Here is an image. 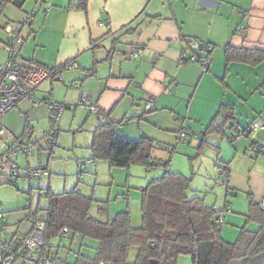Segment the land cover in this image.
<instances>
[{"label":"crops","instance_id":"obj_1","mask_svg":"<svg viewBox=\"0 0 264 264\" xmlns=\"http://www.w3.org/2000/svg\"><path fill=\"white\" fill-rule=\"evenodd\" d=\"M86 5L84 11L78 8L77 0H0V32L5 33L6 25L18 27L24 39L17 49L15 64L63 69L33 93L40 101L39 107H34L31 99H23L2 118V126L16 132L22 127L23 131L15 138L22 135L26 125L31 130L33 124L50 123L47 101L72 102L83 93L99 109L98 114L91 113L95 117L94 130L109 118L119 127V139L138 141L147 137L155 145H169L173 150L200 141L197 136L200 133L186 127L181 115H194L190 119L198 122L206 119V124L200 123L207 127L221 106H233L237 120H242L239 117L246 113L259 112L247 99L255 88L246 68L256 71L264 62L258 66L236 62L227 67L225 48L264 51V0H87ZM29 14L33 20L25 25ZM5 39L0 35L1 65L9 59L3 48ZM192 41L213 48L207 71L200 62L179 66L182 58L190 56ZM131 50H138L141 56L132 58ZM237 66H244L239 81L233 74L239 70ZM65 70L73 72L64 74ZM63 77L74 82V86L68 87L65 82L61 85ZM168 85L170 93L164 90ZM263 85L259 89L262 98ZM209 89L211 93L206 92ZM150 97L153 108L146 112ZM65 118L70 128L76 119H81L78 113ZM24 120L27 124H23ZM89 121L87 118L85 123ZM128 130L132 131L127 133ZM255 132L237 141L242 146L248 144L250 149L251 138L257 141ZM26 139L21 142L34 143L31 136ZM224 140L215 134L205 139L213 149L222 146ZM19 156L11 158L19 162ZM29 167L28 162L26 168ZM12 230L7 233L5 227L0 231L5 235L4 239L0 236V241L28 234L32 223L24 233ZM73 243L77 250L80 240ZM20 259L26 260L22 256Z\"/></svg>","mask_w":264,"mask_h":264},{"label":"trees","instance_id":"obj_2","mask_svg":"<svg viewBox=\"0 0 264 264\" xmlns=\"http://www.w3.org/2000/svg\"><path fill=\"white\" fill-rule=\"evenodd\" d=\"M77 2L79 9H87V0ZM211 54L212 51L208 56ZM225 61L227 67L236 62L258 66L264 62V51L250 52L227 46ZM62 70H51L52 75ZM220 82L226 88L224 79ZM116 127L117 124L107 118L93 131V141L89 147L92 160H105L112 168H129L132 165L145 166L149 170L165 168L162 176L154 178L143 188L141 226L132 225L128 211L112 216L108 202L84 196L77 190L60 194L48 191L45 196L48 206L42 210L47 222L41 258L51 253V264H178L181 256H190L192 264H264V212L258 203H251L250 218L255 219L260 228L252 233L243 231L235 243L225 241L221 234L224 225L217 223L228 206L216 210L214 206L207 205L204 197L190 189L191 179L180 173L168 172L170 160L156 161L152 139H119ZM248 128L243 130L237 127L233 106H221L204 132L197 135L200 139L198 152L214 148L205 141L210 135L229 140V136L239 130L248 133ZM227 129L230 135H227ZM28 131L26 125L15 142L25 144L21 141L27 138ZM31 144L37 145V142ZM169 150L171 153L174 151L172 148ZM221 170L220 175L226 172L228 187V169L225 166ZM9 178L10 181L14 180L12 176ZM220 179L223 182L222 176ZM96 202L98 217L91 214ZM37 215L33 213V219ZM63 228L70 231L69 239L59 237ZM76 239L80 240L77 250L73 243ZM134 248L138 252L134 262L130 263V253ZM20 257L17 256L16 260Z\"/></svg>","mask_w":264,"mask_h":264},{"label":"rangeland","instance_id":"obj_3","mask_svg":"<svg viewBox=\"0 0 264 264\" xmlns=\"http://www.w3.org/2000/svg\"><path fill=\"white\" fill-rule=\"evenodd\" d=\"M4 34L0 32L2 40L5 39ZM237 67L239 70L233 74L239 81L240 74L243 76L244 71V68L241 67L244 66ZM246 69L251 76V86L255 88L254 94L247 95V99L258 108L259 112L256 115L251 112L246 113L239 117L242 120L236 119L240 123V129L251 124L256 118L264 121V98H262L259 90L260 86L264 84V65L256 71L248 67ZM71 72L73 71L65 70L64 74ZM64 82L68 87L75 84L63 77L60 82L61 85H64ZM77 84L81 86L80 83ZM206 92L211 93V89ZM79 99L72 102L56 100L57 103L63 104L67 108L59 123L57 146L53 152L46 149V140L53 128L51 118L47 125L43 123L33 124V128L29 130L27 137L31 136L37 145L31 144L34 153L29 157L20 155L17 163L21 169L26 168L28 162L30 168H47L50 173L49 177L42 180L21 177L17 184H14V180L10 181L8 172L0 167V214L5 218L7 233H10L8 229H13L12 232H16V230L21 233L26 232L31 223L29 217L33 216L35 212L38 214L37 218L45 217L42 210L48 206L45 197L48 191L60 194L77 190L84 196L94 198L97 201L108 202L112 216L128 211L131 215L132 225L134 227L141 226L143 188L154 178L162 176L165 168L157 167L149 170L140 165H132L129 168H112L105 160H92V152L89 147L93 141L94 129L92 126L95 117L87 110L71 109V107L78 105ZM71 113L72 116L73 113H78L81 117V119H76L72 128H70V124L66 125L65 121V117L68 114L71 117ZM181 116H184L182 120L186 127H190L192 131L200 134L204 132L206 127L202 126L200 122L206 124V119L198 122L197 119H190L194 115L190 114V117ZM87 118L90 121L85 123ZM23 124H27V121L24 120ZM3 128L6 135L0 137V146L8 144V134L19 136L23 131L22 127L17 132L4 125ZM130 131L132 130H128L127 133ZM227 131V135H230V130L227 129ZM119 134V127H116L117 138L120 136ZM254 138L264 146V132H255ZM239 141L236 140L231 143L225 139L218 149L205 148L201 152H198L200 141H194L187 148L176 147L172 153L169 150V145L159 143L161 146L155 145L153 152L156 161L166 162L170 160L168 172L180 173L191 179L190 189L195 191V194L204 197L207 205L214 206L216 210L229 207L230 213L227 214V221L222 227L221 234L223 239L230 243H235L243 231L252 233L260 228L259 223L250 218L251 203H258L264 189V154H260L257 150L251 151L248 144L242 146ZM40 149L41 154L39 155ZM86 162L89 163L84 166L83 164ZM225 166L229 175L228 187L223 185L220 179L221 168ZM97 211L98 203L96 202L91 214L98 217ZM11 218L15 221L9 222ZM0 236L5 238L2 233ZM137 252V248L132 249L130 263L134 262ZM35 257L39 261L40 253H36ZM37 262L20 259L16 264H42ZM178 264H192L190 256H181Z\"/></svg>","mask_w":264,"mask_h":264},{"label":"built area","instance_id":"obj_4","mask_svg":"<svg viewBox=\"0 0 264 264\" xmlns=\"http://www.w3.org/2000/svg\"><path fill=\"white\" fill-rule=\"evenodd\" d=\"M44 2L45 0H40ZM84 2L86 0H78ZM51 5H48V10ZM33 20L32 14H29L26 18L25 25H28ZM6 39L3 42V48L8 53V62L4 65L0 64V137L6 135L1 120L10 111H12L23 99H31L34 107H39L40 101L33 97V93L48 79L52 76L50 69L39 67V66H20L15 64V57L17 55V49L23 44L24 39L21 36L18 27L6 25L3 28ZM212 51V47L202 42L192 41L191 42V54L189 57L182 58L179 61V66L183 67L187 62H200L207 71L211 66V57L208 54ZM130 56L137 58L141 56L138 50H131ZM166 93L171 92V87L165 86ZM50 110V117L53 121L52 133L46 140L48 150L53 151L57 146L58 129L59 123L62 118L66 106L59 104L55 101L49 100L46 103ZM153 108V99L150 97L145 105V111H150ZM71 109L87 110L92 114H98L99 109L97 105L90 104L89 97L87 95H81L79 103L76 107ZM255 131H264V122L256 120L251 123L248 128V133ZM247 132L242 130L237 131L233 135L229 136L230 141H235L248 136ZM196 135L195 133L191 134ZM8 140L12 141L10 146L5 144L0 146V167L5 169L9 176L13 177L14 184H17L19 178L23 177L26 179H37L41 180L45 177H49L50 173L47 168H25L21 169L16 161L11 156L25 155L29 157L34 153V148L31 145L21 144L15 142L13 134H8ZM182 139H185V135H182ZM250 149L257 150L264 154V146L253 138L250 140ZM223 171L221 173L223 182L222 184L227 186L228 178ZM259 208L264 212V189L260 200L258 201ZM230 213L228 207L227 211L220 215L218 225L223 226L226 222L227 214ZM4 216L0 214V231L4 229ZM32 223L33 229L26 235H15L8 242H0V264H12L16 261L17 256H22L30 262H37L35 257L36 253H41L45 244V229H46V218H36L33 216L29 217ZM59 237L62 239H69L70 231L67 228H63ZM42 264H51V253L39 258Z\"/></svg>","mask_w":264,"mask_h":264}]
</instances>
